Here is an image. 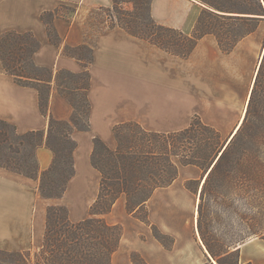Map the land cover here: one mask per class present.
I'll use <instances>...</instances> for the list:
<instances>
[{"label":"crops","instance_id":"0c3cea01","mask_svg":"<svg viewBox=\"0 0 264 264\" xmlns=\"http://www.w3.org/2000/svg\"><path fill=\"white\" fill-rule=\"evenodd\" d=\"M61 4L75 7L68 17H56L54 27L61 46L53 44L46 24L45 11ZM113 0H0V36L7 31L32 32L40 42L34 62L53 71L49 97V115L69 120L72 104L56 87L60 70L80 73L89 70L91 85V129H74L72 138L75 174L59 198L42 197L38 180L0 166V249L25 251L41 248L47 221V208L61 204L68 208L73 222L91 216L90 209L99 196L102 175L92 164L94 138L100 137L110 148H117L115 125L136 121L145 129L169 133L187 128L192 118L216 128L226 143L239 128L248 106L256 75L264 55V16L261 23L242 37L230 52H224L217 37L204 35L188 57L170 54L145 39L115 26L90 31L92 13L111 7ZM198 0H152L151 14L158 24L192 34L204 10ZM65 45L93 48V59L86 67L75 56L63 52ZM49 115L40 108L39 91L19 85L8 74L0 59V118L14 124L18 133L42 130L45 139ZM236 130V131H235ZM53 151L43 145L37 149L40 171L50 167ZM182 169L184 173L182 174ZM211 169V168H210ZM209 169V170H210ZM201 171L202 175L197 174ZM190 176H186L189 174ZM207 173L194 165H180L179 176L169 186L154 191L147 201L149 222L128 212L126 197H120L105 215L110 224H121L123 235L112 255V264H215L196 241L199 204ZM189 183H197L195 188ZM172 239L168 246L155 231ZM260 240L245 250L249 241ZM202 242V240H201ZM204 245V244H203ZM197 246V247H196ZM205 246V245H204ZM138 255L134 262L132 254ZM214 261V262H212ZM264 264V240L251 238L241 245L240 264Z\"/></svg>","mask_w":264,"mask_h":264},{"label":"trees","instance_id":"16d2710c","mask_svg":"<svg viewBox=\"0 0 264 264\" xmlns=\"http://www.w3.org/2000/svg\"><path fill=\"white\" fill-rule=\"evenodd\" d=\"M198 1L209 8L202 11L192 34L158 24L151 14L152 0H113L111 7L102 9L110 19L106 28L122 27L133 36L183 58L190 56L198 41L209 33L217 37L224 52H230L259 23L237 36L229 21L245 20V16H239L243 14H252L249 18L254 21L264 16L261 0H255L252 8L239 10L227 5L236 0ZM129 3L132 9L126 8ZM145 5L147 18L141 12ZM74 12L75 7L61 4L41 14L53 44L62 43L54 19ZM39 48L40 42L32 32L7 31L0 36V59L5 71L19 85L36 88L41 111L49 115L54 73L34 62L33 54ZM63 52L75 56L86 67L93 59V48L89 45H65ZM55 78L59 93L69 100L74 111L69 120L49 115L46 139L42 130L21 134L14 124L0 118V166L38 180V190L45 198L61 197L75 174L77 143L72 138L73 130L91 129L89 70L80 73L60 70ZM243 118L228 143L199 115L192 118L187 128L169 133L147 130L136 121L119 123L113 128L116 149L96 136L92 164L102 179L99 196L90 209L91 216L73 222L66 206L49 205L39 252L0 249V264H112L123 226L108 223L105 215L125 196L128 212L148 223L147 201L156 189L176 180L180 165H194L207 173L199 204L198 230L208 253L218 264H240L241 245L255 237L264 240V55ZM43 145L53 151L54 158L48 169L40 171L37 149ZM233 222L237 226H231ZM155 233L168 246L166 236L158 230ZM132 258L138 262L136 253Z\"/></svg>","mask_w":264,"mask_h":264},{"label":"rangeland","instance_id":"374dc122","mask_svg":"<svg viewBox=\"0 0 264 264\" xmlns=\"http://www.w3.org/2000/svg\"><path fill=\"white\" fill-rule=\"evenodd\" d=\"M261 1L263 2V6H264V0H261ZM254 2H255V0H242V1L236 0V1H232V2L227 3V5H229L230 7H233L235 10H239V9L252 8L253 6H255ZM126 6H127L126 8H130V9L133 8V5L131 3L126 4ZM141 12L143 15L142 17H145V18L148 17V8L146 5L141 9ZM239 16H245V18H244L245 20L235 19V20L229 21L233 27L232 32H234L237 36L249 31L255 24L261 23L260 21H254L253 20L254 18H249V17H253L252 14H243V15H239ZM261 18H263V17H261ZM109 20L110 19L107 18V12L104 9L100 8V9L94 10V12L92 13V25H94L93 26L94 28L90 31V33L93 36H95L96 33H98L101 29H104V28L109 26V24H108ZM181 173L185 174L184 169H182ZM197 174L202 175V172L198 170ZM186 176H190V173L186 174ZM188 185L191 186L192 188H195L197 183H189ZM230 224H231V226L234 225V227L237 226L236 225L237 223H235V222L230 223ZM195 236H196V241H197L198 246H200L201 250L205 251V246L203 245V243L199 239L197 233ZM259 241L260 240H258V239H254L252 241H249L248 244L245 246V250L248 248L254 247L256 252L260 251V249H258L256 247ZM165 242L167 244H170L172 242V239L167 237V238H165ZM31 250H32V253L34 254L36 252H39L40 248L31 249ZM213 259L216 261V263L214 261H212V262H214L215 264H218L217 260L215 258H213Z\"/></svg>","mask_w":264,"mask_h":264},{"label":"bare ground","instance_id":"6f19581e","mask_svg":"<svg viewBox=\"0 0 264 264\" xmlns=\"http://www.w3.org/2000/svg\"><path fill=\"white\" fill-rule=\"evenodd\" d=\"M239 126H240V125H239ZM239 126H238V127H239ZM237 129H238V128H237ZM237 129H236V130H237ZM236 130H235V131H236Z\"/></svg>","mask_w":264,"mask_h":264}]
</instances>
